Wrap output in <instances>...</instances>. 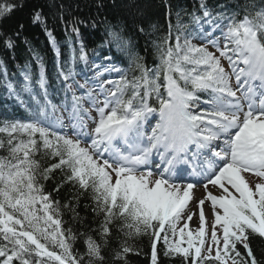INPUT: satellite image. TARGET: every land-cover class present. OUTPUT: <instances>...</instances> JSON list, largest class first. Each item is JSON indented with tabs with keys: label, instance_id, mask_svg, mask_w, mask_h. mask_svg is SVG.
<instances>
[{
	"label": "snow or ice",
	"instance_id": "6c2138e0",
	"mask_svg": "<svg viewBox=\"0 0 264 264\" xmlns=\"http://www.w3.org/2000/svg\"><path fill=\"white\" fill-rule=\"evenodd\" d=\"M24 7L0 0V21ZM167 16V32L153 42L158 62L148 68L137 57L131 78L90 62L82 41L58 65L52 91L39 56L38 75L25 68L19 81L0 61L5 99L28 114L0 117V264H129L143 237L150 264L161 255L178 264H264L252 247L264 243V7L214 12L200 0L187 21ZM31 22L45 24L41 10ZM107 37L117 48L130 44L115 26ZM0 43L15 48L13 35L0 32ZM77 64L92 75L77 79ZM57 170L61 182L49 192ZM65 184L76 194L62 204L53 192ZM85 195L97 227L81 234V252L63 215L80 220ZM114 230L120 241L111 247Z\"/></svg>",
	"mask_w": 264,
	"mask_h": 264
},
{
	"label": "trees",
	"instance_id": "16d2710c",
	"mask_svg": "<svg viewBox=\"0 0 264 264\" xmlns=\"http://www.w3.org/2000/svg\"><path fill=\"white\" fill-rule=\"evenodd\" d=\"M25 7L16 11L10 18L0 21V32L13 35L15 48L8 50L0 43V61L4 62L9 78L13 81L22 79V72L27 68L35 78L39 73L36 56L43 62L45 74L48 78L50 91L58 88L57 67L69 61L72 48H79L82 41L85 45L90 62L104 61L118 63L129 78L134 74L133 61L139 57L148 68L158 62L154 41L158 36L164 35L168 30V12H172V23H176V13L179 12L184 21L189 19L188 14L198 11L200 0H24ZM211 11L219 10L224 5L235 6L236 0H205ZM255 4L264 7V0H242L241 4ZM98 5H103L98 7ZM33 9L42 11L45 24H33L31 12ZM83 21V23H80ZM23 24V30L18 29ZM79 29V36L72 31L73 27ZM113 26L119 28L124 40L130 44L124 49L110 44L107 31ZM143 27L144 31H138ZM45 28L52 33L61 55L58 58L52 48ZM88 29H90L88 31ZM20 31L19 36L14 34ZM81 64H77L76 72L86 71ZM138 74V73H136ZM56 98V97H55ZM14 117L27 119L28 114L23 108L11 100L5 99L4 89L0 87V117ZM4 153L0 151V155ZM54 161H45V164ZM63 173L57 170L53 179L45 183L47 191L52 190L61 182ZM76 190L65 184L53 196L62 204L73 200ZM90 196H81L77 211L80 220H75L72 213L65 212L63 219L65 227H70L76 234L74 242L76 250L84 251V236L82 233L93 234L97 227V218L91 211ZM120 238L115 230L112 236L111 247L118 246ZM134 246L141 250L139 256L130 255L129 264H150V241L147 237L136 238ZM160 245L158 244V248ZM252 247L258 259H264V243L253 240ZM107 256V252H105ZM161 264H178L170 259L160 257Z\"/></svg>",
	"mask_w": 264,
	"mask_h": 264
},
{
	"label": "rangeland",
	"instance_id": "374dc122",
	"mask_svg": "<svg viewBox=\"0 0 264 264\" xmlns=\"http://www.w3.org/2000/svg\"><path fill=\"white\" fill-rule=\"evenodd\" d=\"M89 30H90V29H88V31H89ZM105 76H106V78L111 79V77H109L107 73L105 74ZM197 194L199 195V193H197ZM206 212H207V209H206ZM191 227H192V228H195V227H196V222H195V220H194L193 223L191 224Z\"/></svg>",
	"mask_w": 264,
	"mask_h": 264
},
{
	"label": "bare ground",
	"instance_id": "6f19581e",
	"mask_svg": "<svg viewBox=\"0 0 264 264\" xmlns=\"http://www.w3.org/2000/svg\"><path fill=\"white\" fill-rule=\"evenodd\" d=\"M242 0H236V2L241 3Z\"/></svg>",
	"mask_w": 264,
	"mask_h": 264
}]
</instances>
